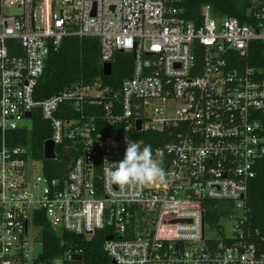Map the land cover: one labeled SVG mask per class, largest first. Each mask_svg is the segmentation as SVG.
I'll return each mask as SVG.
<instances>
[{
  "label": "built area",
  "instance_id": "1",
  "mask_svg": "<svg viewBox=\"0 0 264 264\" xmlns=\"http://www.w3.org/2000/svg\"><path fill=\"white\" fill-rule=\"evenodd\" d=\"M171 1L0 0V264H81L71 252L41 259V216L87 240L103 231L116 264H264V237L244 226L264 159V77L248 61L251 44H264V0H246L244 21L208 5L186 20ZM66 36L96 38L101 64L133 54L118 92L95 81L35 98ZM37 115L49 131L41 156L30 138ZM141 131L165 135L152 148L163 154L165 182L109 186L106 169L127 141L147 145ZM46 160L60 174L45 173ZM209 201L234 206L212 222ZM237 207L243 214L227 236L219 220Z\"/></svg>",
  "mask_w": 264,
  "mask_h": 264
},
{
  "label": "trees",
  "instance_id": "2",
  "mask_svg": "<svg viewBox=\"0 0 264 264\" xmlns=\"http://www.w3.org/2000/svg\"><path fill=\"white\" fill-rule=\"evenodd\" d=\"M166 3L174 7L180 17L192 21L199 19L203 5H208L214 16H237L244 21L247 6L246 0H174ZM133 61L132 53H115L111 62V75L105 77L102 74L99 41L91 37L66 36L62 39L60 47L50 52L43 74L35 86L34 96L37 100H44L69 86L90 84L95 81H99L101 87L108 86L113 96L120 90L122 81L131 74ZM248 61L250 65L260 70L261 77H264V44L260 42L251 44ZM97 112H101L100 107ZM41 124L42 120L37 115L36 124L30 133L39 156L42 154V143L49 137V131L44 130ZM18 133L23 137L28 135L25 130ZM137 136L153 148L162 142L165 135L161 132L141 131ZM44 166V172L48 175L60 174V170L53 162L46 160ZM255 170V177L250 182L244 202V226L252 231L259 230L260 237H264V159L257 163ZM233 206L232 202L209 201L206 204V218L217 222L223 212ZM37 223L42 226L41 259L45 262L48 263L54 257H63L67 252H71L73 257L80 256L81 264H113L102 248L105 239L103 231L97 232L87 240L68 232L53 231L42 216L37 218Z\"/></svg>",
  "mask_w": 264,
  "mask_h": 264
},
{
  "label": "clouds",
  "instance_id": "3",
  "mask_svg": "<svg viewBox=\"0 0 264 264\" xmlns=\"http://www.w3.org/2000/svg\"><path fill=\"white\" fill-rule=\"evenodd\" d=\"M162 156V152L156 150L157 158H154L151 145L141 147L137 141H127L123 159L106 169L108 185L124 190L131 186L165 182V172L159 162Z\"/></svg>",
  "mask_w": 264,
  "mask_h": 264
},
{
  "label": "rangeland",
  "instance_id": "4",
  "mask_svg": "<svg viewBox=\"0 0 264 264\" xmlns=\"http://www.w3.org/2000/svg\"><path fill=\"white\" fill-rule=\"evenodd\" d=\"M27 121H24L23 124H27ZM242 209L241 208H234L226 212L223 217L219 220V225L223 228L225 234L227 236L233 235V228L238 218L242 216ZM35 253L40 251V245L36 243L34 245Z\"/></svg>",
  "mask_w": 264,
  "mask_h": 264
},
{
  "label": "water",
  "instance_id": "5",
  "mask_svg": "<svg viewBox=\"0 0 264 264\" xmlns=\"http://www.w3.org/2000/svg\"><path fill=\"white\" fill-rule=\"evenodd\" d=\"M112 72V63L111 62H104L102 64V74L105 77H109ZM26 116H29V113H27ZM136 129H141V120H138L136 123ZM44 157L46 159H52L54 158V152H53V144L50 141L45 142L44 144ZM111 236H108V239H110ZM80 256H77L79 258ZM113 264H116L114 260H111Z\"/></svg>",
  "mask_w": 264,
  "mask_h": 264
}]
</instances>
